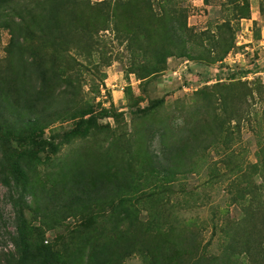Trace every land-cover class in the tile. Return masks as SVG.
I'll use <instances>...</instances> for the list:
<instances>
[{
    "label": "trees",
    "instance_id": "obj_1",
    "mask_svg": "<svg viewBox=\"0 0 264 264\" xmlns=\"http://www.w3.org/2000/svg\"><path fill=\"white\" fill-rule=\"evenodd\" d=\"M10 1L0 0V4ZM65 1L62 0V4L66 5ZM186 1L157 0L159 12L156 14L151 8V15L158 23L141 17L131 21L126 18L129 12L121 5L123 0H117L113 5L100 3L90 25L87 18L81 16L75 17L73 22L74 17L66 14V10L62 12L60 23L55 10H48L35 25L14 32L10 40L14 55L28 53L30 61L23 64L17 59V64L7 66L4 73V70L0 71V184L26 188L27 173L35 161L42 153L56 149L53 141L41 137V132L55 121L74 119L73 125L63 134L64 139L69 140L90 134L98 117L105 115L106 110L97 112L93 105L80 98L72 80L77 79L74 74L61 71L75 68L73 58L66 59L70 50L88 51L91 44L87 43L93 41L92 35L99 36V32L108 30L106 21L112 18L111 29L115 33L129 41L135 50L152 55L151 61L141 67L142 77L155 74L163 68L167 58L190 55L192 30L187 25ZM240 1L244 6L241 8L247 12L240 10L238 17L247 18L249 0ZM143 2L154 6L151 0ZM119 7H122L120 11ZM262 11L260 6V13ZM150 26L152 30L148 31ZM57 28L61 31H56ZM223 41L224 54H227L232 45L225 37ZM222 60L218 57L214 61ZM135 66L133 64L132 69ZM238 82L239 96L234 92L237 84L219 90L216 96L221 105L220 112H215L211 121H195L185 129L187 133L182 137L165 138L164 130L152 128L145 146L147 158L134 173L125 171L123 176H95L88 180V174L84 172L87 176L83 174L76 178V183L65 187L58 185V198L44 190L39 197L44 206L39 211L40 218L43 220L47 216L52 221L43 224H53L56 220L58 223L64 217L87 214L93 207L119 201L110 210L107 220L96 226L70 229L59 250L45 242L43 227L31 225L25 214V194L12 196L14 216L10 237L15 255L10 254L6 264H125L132 255L139 256L143 264H264V153H260L264 152V146L255 152L254 162L241 161L237 157V149L242 143L240 120L245 115L251 117L253 131L257 127L258 132H264V127L255 123L251 111L257 104L254 99H263L264 86L256 80L251 86L246 81ZM236 99H240L238 107ZM212 149L220 155L219 161L213 163V169L220 163L223 174L231 177L217 180L212 175L206 180V186L211 187L214 181H226L227 203L234 205L241 215L240 219L230 222V229L225 232L231 241L224 254L207 251L211 237L202 245L204 237L189 224L177 233L172 224L162 228L157 215L148 219L144 227L132 208L133 197L149 191L146 186L148 176H159L172 186L178 174L192 169L194 155ZM187 164L191 166L185 168ZM169 189H161V195ZM152 200L151 195H145L139 202L148 204ZM160 204L162 201L158 200L155 208ZM48 212H57V218ZM216 217H219L217 213L213 219ZM238 223L242 225L240 228H236ZM33 234L38 235L36 241L31 239ZM173 250H176L174 254L171 253Z\"/></svg>",
    "mask_w": 264,
    "mask_h": 264
},
{
    "label": "rangeland",
    "instance_id": "obj_2",
    "mask_svg": "<svg viewBox=\"0 0 264 264\" xmlns=\"http://www.w3.org/2000/svg\"><path fill=\"white\" fill-rule=\"evenodd\" d=\"M115 1L66 0L64 5L62 0H12L0 4V71L9 65L30 61L28 53L14 55L10 40L19 28L35 25L48 10H55L60 23L62 12L66 10V14L74 17L73 22L75 17L81 16L87 18L90 25L100 3L113 5ZM151 1L153 7L143 0H123L121 5L129 12L126 18L131 21L141 17L158 23L151 15V8L154 13L159 12L157 0ZM256 3L258 12L250 9L249 1V17L239 18L240 10L247 12L241 8L244 6L240 0H187V25L192 30L190 55L167 58L160 71L147 77H142L141 67L151 61L152 55L135 50L129 41L115 33L111 29L112 18L106 21L108 30L99 32V36L92 35L94 42L87 43L91 44L88 51H69L66 59L73 58L75 68L61 71L67 75L74 74L77 78L72 80L84 102L93 105L97 112L106 110V113L98 117L97 125L90 134L69 140H65L63 134L73 125L74 119L52 123L41 132V137L53 141L56 149L42 153L35 161L34 167L27 173L26 188L0 184V264H6L10 254L15 255L10 237L14 216L10 202L12 196L17 197L21 192L25 194V214L31 225L43 227L45 242L54 250H59L70 229L100 224L108 219L110 210L119 201L93 207L87 214L64 217L58 223L56 220L53 224H43L52 221L47 216L43 220L40 218L39 211L44 206L39 197L44 190L58 198V185L65 187L66 184L76 183V178L84 172L88 174H85L88 180L95 176H123L125 171L134 173L147 158L145 146L152 128L164 130L165 138H180L195 121H211L214 113L220 112L221 105L216 96L219 90L237 84L234 92L239 96L241 89L238 81H246L251 86V82L256 80L264 86V0H257ZM121 9L118 8L119 11ZM151 30L150 26L148 31ZM56 31H61V28ZM224 37L232 45L227 54H224ZM218 57L223 60L214 61ZM17 59L19 61L15 63ZM133 64L135 69H132ZM262 98L254 99L257 104L251 107L259 127H264V96ZM239 104L240 99H236V107ZM251 126V117L245 115L240 120L242 143L237 149V157L241 161L254 162L255 152L264 146V132H258L257 127L253 131ZM219 159L215 149L194 155L192 169L178 174L176 181L171 183L176 189L159 176H148L146 186L149 191L145 195H151L153 200L148 204L139 202L145 196L143 192L133 197L132 203L143 226H147V220L157 215L162 228L172 224L177 233L189 224L204 237L202 245L211 237L207 251L224 254L231 241L225 232L230 229V222L240 219L241 215H238L234 205L227 203L226 181H214L211 187L206 186V180L212 175L217 180L231 177L223 174L224 168L220 167V163L213 169V163ZM190 166L187 164L185 168ZM167 188H170L169 191L161 195L160 190ZM158 200L162 204L155 208ZM48 213L57 218V212ZM216 213L219 217L213 219ZM241 226L238 223L236 228ZM231 230H234L233 227ZM31 239L36 241L38 235L33 234ZM175 252L171 251L172 254ZM125 264H143V261L139 256L132 255L125 260Z\"/></svg>",
    "mask_w": 264,
    "mask_h": 264
},
{
    "label": "crops",
    "instance_id": "obj_3",
    "mask_svg": "<svg viewBox=\"0 0 264 264\" xmlns=\"http://www.w3.org/2000/svg\"><path fill=\"white\" fill-rule=\"evenodd\" d=\"M250 1V9L258 12L259 6H257V0H249ZM254 16V14H252Z\"/></svg>",
    "mask_w": 264,
    "mask_h": 264
}]
</instances>
